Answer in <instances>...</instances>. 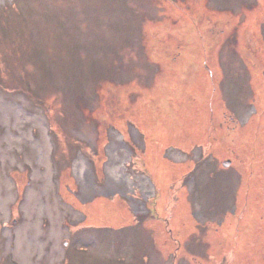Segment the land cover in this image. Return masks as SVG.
Here are the masks:
<instances>
[{
    "label": "rangeland",
    "instance_id": "374dc122",
    "mask_svg": "<svg viewBox=\"0 0 264 264\" xmlns=\"http://www.w3.org/2000/svg\"><path fill=\"white\" fill-rule=\"evenodd\" d=\"M0 264H264V0H0Z\"/></svg>",
    "mask_w": 264,
    "mask_h": 264
},
{
    "label": "water",
    "instance_id": "95a60500",
    "mask_svg": "<svg viewBox=\"0 0 264 264\" xmlns=\"http://www.w3.org/2000/svg\"><path fill=\"white\" fill-rule=\"evenodd\" d=\"M229 163H230V161H229V160H227V161L225 162V164H226V165H228Z\"/></svg>",
    "mask_w": 264,
    "mask_h": 264
}]
</instances>
